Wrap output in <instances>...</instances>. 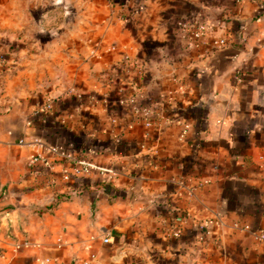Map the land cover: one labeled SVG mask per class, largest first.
<instances>
[{
	"label": "crops",
	"instance_id": "1",
	"mask_svg": "<svg viewBox=\"0 0 264 264\" xmlns=\"http://www.w3.org/2000/svg\"><path fill=\"white\" fill-rule=\"evenodd\" d=\"M0 55L1 264H264V0H0Z\"/></svg>",
	"mask_w": 264,
	"mask_h": 264
},
{
	"label": "built area",
	"instance_id": "2",
	"mask_svg": "<svg viewBox=\"0 0 264 264\" xmlns=\"http://www.w3.org/2000/svg\"><path fill=\"white\" fill-rule=\"evenodd\" d=\"M178 25L191 33L190 35L192 36V38H191V40H189L190 46L198 43V41H199L198 38L204 34V30H202V29L193 30L192 29L193 28L192 23L187 21V20H184V19L179 20ZM220 42L225 43L226 39L222 38V39H220ZM0 61L1 62L3 61V59L1 57H0ZM89 99L92 103H94L95 96H90ZM131 100L134 101L135 98L132 97ZM51 103H52V99L47 98L45 103L41 104L36 109V111H35L36 115L40 114V112L42 110L49 109L52 105ZM150 116L151 115H145L147 125H151L153 123L150 119ZM189 127H190L189 123H185L184 124V132H186ZM148 134L149 133L147 132L146 135H148ZM20 141L23 142V139H21ZM49 149L51 151H53L54 153L60 155L63 159L70 160L73 163L72 172H74L77 175L91 173L93 170H99V171H112L113 170L111 167L103 166V165L97 163L96 161H94L92 159L78 157L74 153V151L67 149L64 145L53 144L49 147ZM42 157H43L42 153H39V152L34 153L31 156L30 161H31V163H35L37 160L41 159ZM191 192H193V189H191ZM239 226L242 227L243 229L250 231L255 237H257V239H259V240L264 239V232L261 231L260 229H258L257 227H254L250 223H245L244 225H239ZM109 240L110 239H109L108 235L104 237V241L108 242Z\"/></svg>",
	"mask_w": 264,
	"mask_h": 264
},
{
	"label": "rangeland",
	"instance_id": "3",
	"mask_svg": "<svg viewBox=\"0 0 264 264\" xmlns=\"http://www.w3.org/2000/svg\"><path fill=\"white\" fill-rule=\"evenodd\" d=\"M0 57L3 59V61L1 62L2 64H7L8 63V61H7V57L4 55V56H1L0 55ZM23 139V138H22ZM21 140V139H20ZM21 142V141H20ZM23 142H24V139H23ZM30 159H31V157H30ZM30 159H29V161H30ZM0 255H1V251H0ZM0 259H1V257H0ZM2 262L0 261V264H1Z\"/></svg>",
	"mask_w": 264,
	"mask_h": 264
}]
</instances>
